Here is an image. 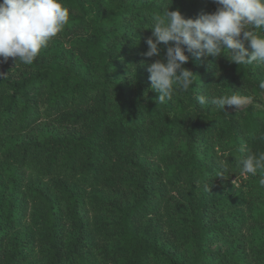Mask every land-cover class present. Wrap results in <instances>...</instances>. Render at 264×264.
I'll return each mask as SVG.
<instances>
[{"label":"trees","instance_id":"16d2710c","mask_svg":"<svg viewBox=\"0 0 264 264\" xmlns=\"http://www.w3.org/2000/svg\"><path fill=\"white\" fill-rule=\"evenodd\" d=\"M32 65L0 62V264H264V65L186 52L187 92L157 102L152 17L213 0H61ZM247 46V45H246ZM135 78H131L134 73ZM239 95L238 111L196 96Z\"/></svg>","mask_w":264,"mask_h":264},{"label":"clouds","instance_id":"9594fccd","mask_svg":"<svg viewBox=\"0 0 264 264\" xmlns=\"http://www.w3.org/2000/svg\"><path fill=\"white\" fill-rule=\"evenodd\" d=\"M218 5L212 13L186 18L179 10L152 17V36L146 40L144 56H159L166 45V59H157L147 67L151 90L158 93L160 104L171 101L178 93L187 92L196 76L184 67L185 53L201 57L227 58L236 65H264V0H213ZM69 8L61 0H0V62L12 58L32 65L69 23ZM247 45V46H246ZM131 78H135L134 73ZM264 89V80L259 82ZM199 105H214L225 112L226 106L244 109L250 98L233 91L231 95L196 96ZM259 139L264 140V136ZM240 161L241 176L260 175L264 186V152L252 153Z\"/></svg>","mask_w":264,"mask_h":264},{"label":"rangeland","instance_id":"374dc122","mask_svg":"<svg viewBox=\"0 0 264 264\" xmlns=\"http://www.w3.org/2000/svg\"><path fill=\"white\" fill-rule=\"evenodd\" d=\"M249 104H250V101H249L248 105H249ZM248 105H247V106H248ZM235 109H236V108H235ZM236 110H237V109H236Z\"/></svg>","mask_w":264,"mask_h":264}]
</instances>
